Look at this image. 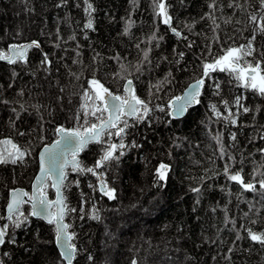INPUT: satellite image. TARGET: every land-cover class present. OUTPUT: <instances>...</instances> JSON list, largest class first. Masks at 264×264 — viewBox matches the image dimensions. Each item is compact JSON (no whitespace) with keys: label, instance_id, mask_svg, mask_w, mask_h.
I'll return each mask as SVG.
<instances>
[{"label":"snow or ice","instance_id":"obj_1","mask_svg":"<svg viewBox=\"0 0 264 264\" xmlns=\"http://www.w3.org/2000/svg\"><path fill=\"white\" fill-rule=\"evenodd\" d=\"M133 10L138 6V0H129ZM68 0H56L54 7L61 8L66 6ZM183 7L185 0H179ZM83 10L87 19L83 23V30L97 31L94 25L93 13L96 12L92 0H83ZM79 6V4L77 5ZM171 4L166 0H152L151 8L154 18L167 25L171 33L178 39L187 40L182 32L172 26L173 16L169 9ZM232 9V14L225 17L224 8ZM208 11L203 12L198 19L207 18L211 21L213 42L220 44L218 54L207 58L208 54L201 53L198 56L199 63L192 68V75L189 77V83L180 91L179 94L171 92V89L165 91L166 86L175 82V72H188L189 66L185 62V52L172 49V59L168 55L158 54L155 64L153 63V49H159L164 36L159 34L158 29H154L143 37H133L130 29L133 26L131 11L127 17H121L123 20L122 31L119 36L128 37L131 47L136 49V59L128 60L127 55L121 53L115 48H108V55L102 51L92 48L90 64H85L81 59L79 51L81 45L77 41L74 49L76 56L73 58V65H77L76 70H72L67 64V75L70 78L69 84L79 82L82 77L86 86L80 87V103L76 111L72 113V119L75 123L72 126H66L65 123L56 121V106L51 101L45 103L40 97L45 95L44 85L41 81H49V87H55L57 94L55 101L63 108L64 94L68 85L61 84L57 77L55 84L50 82L53 74L52 60L50 53L41 49L39 41L33 39L23 43H9L7 48L0 47V61L5 62L11 67V74L7 83H0V105L8 106L9 116L8 125L12 129L14 136L23 140V143L14 139L13 136L0 138V165L26 166L30 159L38 162V171L31 181V191H26L20 187H11L8 189L6 214L0 216V264H98L97 257L86 243H80L79 233L75 230V219L81 221L88 220L96 222H108L105 224V239L101 241L104 247L114 246L111 242L118 240L125 232H131L133 228H139L143 217L150 215L159 208L160 203L165 199L166 191L169 190V175L171 165L161 160L151 169V181L147 186H140L139 196L133 195L127 204L122 202V197L118 195V189L115 186V180L119 179V172H125L122 165H126V175L133 188H137L136 165L143 164L145 172H148L151 158L154 152L151 150L156 144H166L169 157L172 156V149L179 148L186 136H181L175 131L174 121L189 113L190 109L202 103L203 89L207 81L211 80L212 94L221 95V83L213 75L216 72L227 73L229 83L235 84L245 90H251L254 94L264 97V0H228L227 5L223 0H207ZM35 6L28 8L25 5L24 11L35 14ZM246 14L248 24L252 25L249 36L244 38V42L236 43L234 37L231 44L221 42L217 34L220 25L217 23V12L221 15L219 19L225 23L233 21L236 12ZM197 23V18L193 17L190 21H185V27L195 34L193 26ZM236 24H240L239 18L235 19ZM239 31V30H237ZM7 34V29H5ZM84 37L88 38V32H83ZM21 35V28L17 26L16 36ZM235 35V34H234ZM261 37L259 50H257V36ZM75 34H70L66 40L60 34L59 26L56 27V42L54 47H59L63 40H75ZM194 42L189 41L185 47L191 49ZM104 48L105 45L101 44ZM211 52V44L206 45ZM37 49L38 59L35 64L29 60V50ZM105 58L112 60L117 64V70L111 75L114 79L122 81L121 90L112 91L97 76V72L104 64ZM161 63L168 65L164 74L155 80L149 82L148 99L137 95L134 87V78H138L145 71L150 74L154 68H159ZM198 69V71L196 70ZM21 71H26L34 83L30 82L23 87H16V80ZM57 73L59 69L56 70ZM90 75L85 76V73ZM13 90L15 96L9 98L3 95V92ZM69 92V103L71 95ZM167 99L164 100V97ZM26 97V98H25ZM153 99L157 102L153 104ZM246 99L243 95H236L231 102L228 99L221 98L218 102L208 101V123L205 127L211 133V123L224 122L231 128H239L243 125L239 120L241 111L249 114L251 126L257 125V115L264 111L260 105L249 106L243 101ZM218 105H223V110ZM36 116L34 125L24 127L26 116ZM47 117V119H46ZM91 118V119H90ZM54 127H50L52 124ZM204 123V121H201ZM154 124L160 126L169 133L167 140L161 135L160 139L154 141L148 136V132L156 131ZM143 126V130L141 129ZM264 128V125L260 126ZM49 130L54 139L49 138ZM139 137V139H138ZM218 147V159L223 160L222 169L217 170L215 162L212 161V167L204 168L203 174L198 177L187 176L186 179L192 180L195 186L189 185V191L196 194L195 205L200 203V197L203 194L206 181H212L223 175L226 182H234L243 191L251 192L255 196L259 194L264 199V147L256 149L261 154V162L257 164L253 158L254 167L251 170L250 178L245 179L243 175V165L245 155L243 149H239V161L237 153L232 151L237 146V132L229 131V144H225L222 139V132L217 130L212 137ZM254 139L264 140V135H258ZM95 144L98 151L92 164H86L81 158V153L89 150V146ZM146 145L151 148L146 149ZM135 150L136 159L132 157ZM35 153V156L33 155ZM248 156H252L249 152ZM126 158V159H125ZM239 163L240 167H235ZM112 172L111 181L106 178L109 172ZM70 173L76 174V178L69 179ZM91 174L96 177L95 185L89 183L88 187L93 192L98 191L109 202L115 205L109 208L113 215L111 218L102 215L104 209L97 206V203L91 202L86 210L85 205L94 201V197L85 199L81 192L79 206L70 205L67 193L73 185L79 189L81 181L79 177ZM14 177L12 178L14 182ZM214 185L208 183L207 187L211 189ZM221 191L225 190L226 185H216ZM55 190V199H49L48 189ZM228 194L231 195L230 189ZM179 198V196H178ZM238 198L239 194H238ZM121 200V203H116ZM30 205V210H24L23 205ZM255 208V203H249V211ZM264 208V204H261ZM215 208L212 209L215 212ZM79 213L78 216L74 215ZM196 212V207L192 208ZM260 209H256L259 214ZM245 216L248 213L244 214ZM46 222L52 226V236L45 239L41 235V230L36 229L32 232L31 239L19 241L16 239L18 229L28 230L32 223L31 218ZM231 222L235 229L236 221L229 217L227 205L224 206V225ZM253 220L250 223L254 224ZM168 225H165L167 228ZM241 228L247 233V238L254 244H259L264 248V228L255 230L252 227ZM178 232L183 229L178 226ZM220 229H217L216 235L219 237ZM186 235V234H185ZM201 243L215 244L216 240L203 234ZM243 237L240 231H236V239ZM91 239V237H89ZM182 237L175 238L173 247L170 248L168 242H165V255L161 258V264H176L169 252L180 251ZM223 243V241H221ZM11 245L9 250H3L5 246ZM149 247L151 245L149 244ZM197 248L200 245H196ZM235 241L227 248L225 253H221L222 259L233 264V252L236 249ZM148 250L145 249V252ZM194 259L191 255H185L184 264H191ZM213 264L217 260L216 255L211 256ZM103 264H114L107 260ZM131 264H139L137 257L131 259Z\"/></svg>","mask_w":264,"mask_h":264},{"label":"trees","instance_id":"obj_2","mask_svg":"<svg viewBox=\"0 0 264 264\" xmlns=\"http://www.w3.org/2000/svg\"><path fill=\"white\" fill-rule=\"evenodd\" d=\"M55 2L56 0H0V47L6 49L9 43H23L35 39L39 41L43 51L50 53L53 70L50 82L54 85L58 77L61 84L68 85V88L64 94L62 109L55 101L57 89L54 86L50 88L49 81H41L44 85L45 95L40 97V99L45 103L51 101L55 104L57 109L55 122L65 123L66 126H72L75 123L72 119V113L76 111L80 103L79 92L81 85L86 86L83 77L74 85L69 84L70 78L67 75V69L64 67L67 64L72 70L77 68V65L72 63L73 58L76 56L74 51L76 42L78 41L81 45L79 51L85 64H90L91 62L92 48L104 52L107 57L108 48L112 47L127 55L128 60L136 59V49L130 46L129 38L118 35L122 31L123 20L121 17H127L130 11L134 21L130 29L133 37H143L154 29H158L159 34L164 36L161 47L153 49L154 64L158 54L161 53L168 55L169 59H172L173 47L177 51L182 50L185 52V62H187L190 70L188 72H175V82L166 86L165 91L171 89V92L179 94L190 82L189 77L192 75V68L199 63L198 56L203 52L208 54L207 58H211V56L218 54L220 51V44L213 42L212 39L211 21L207 18L198 19L199 16L203 15V12L208 11L207 0H185L183 7L180 6L179 0H166L167 3L172 5L169 9L173 16L172 26L177 27L184 36H187V40L178 39L171 33L167 25L163 24L159 18H154L151 8L152 0H138V6L135 10H133L129 0H92L96 7V12L93 13V16L97 31L83 30V23L87 19L83 10V0H68L67 5L61 8L54 7ZM227 2L228 0H223L225 5H227ZM26 4L28 8L35 6V14L24 11ZM78 4L79 6H77ZM223 14L225 17L231 15L232 9L225 7ZM216 15L218 17L217 23L220 25L217 34L221 42L231 44L232 39H228V37H234L236 43H242L244 38L249 36L252 25L247 23L246 14H242L239 11L236 12L233 21L229 23L219 19L220 12H217ZM193 17L197 18V23L193 26L195 34L185 27V21H190ZM236 18L240 19V24L235 23ZM17 26L21 28L19 37L16 36ZM57 26H59L60 34L64 40L73 33L76 39L68 40L67 43L62 40L59 47H54ZM5 29H7V34H5ZM84 31L88 32L87 39L84 37ZM189 41L194 42V46L191 49L185 47ZM89 43H91L92 48L89 47ZM256 43L257 50H259V44L261 43L259 35ZM101 44L105 45V47L102 48ZM208 44H211L210 53L206 47ZM38 51L35 48L29 51V60L33 65L39 58ZM11 67L0 61V83H7L11 74ZM117 67L115 62L105 58L103 66L97 72L98 78L112 91H122L120 87L122 81L114 79L111 75L112 72L117 70ZM167 67L166 63H161L160 67L154 68L151 74L145 71L138 78H134L137 95L148 99L149 82L152 81L154 83L156 79L164 74ZM57 69H59L58 73ZM196 70L198 71V69ZM87 75H90V73L86 72L85 76ZM213 75L221 83V95L214 96L210 87L212 81H207L201 97L202 103L194 109H190L184 119L174 121L175 131L181 136H186L187 140L179 148L172 149L171 157L167 155L166 144L157 143L156 147L151 149L154 152V156L151 158L148 172H145L143 164L136 165L137 188H133L129 182L126 175V165H122L125 168V172L118 173L120 178L115 180V186L124 204H127L134 194L136 196L140 195L138 188L147 186L150 183L151 169L161 160L171 165L169 190L166 191L165 199L160 203L159 208L150 214L152 218L150 219L151 225L142 230L134 228L131 232H127L126 235L122 236L123 241L114 245L116 257L114 259L108 258V261L114 262V264H131V259L135 256L138 258L139 264H161V258L165 255V242H168L169 247L172 248L175 238L181 236L180 251L178 253L169 252L176 264H184L186 254L194 258L191 260V264H213L212 255L217 256L215 264H228V261L222 259L221 253H225L233 241H235L237 246L232 254L233 264H264V248L251 242L247 238V233L241 228V225H244L245 228L252 227L255 230L264 228V208H261V204H264V199L259 194L254 196L251 192L241 190L234 182H226L223 175L214 178L212 181L205 182L204 191L198 205L194 203L196 194L189 191V185L195 186V183L186 179L187 176H200L203 174L204 168L212 167V161L215 162L217 170L223 167L224 161L218 159V147L212 138L217 130L222 132V139L226 145L230 143L228 132L230 130L237 132V146L232 151L237 153V161H239L238 150L243 149L244 151L246 159L243 165V175L245 179L250 178L251 170L254 167L253 158L257 164L261 162V154L256 149L264 147V140L254 138L258 135H264V128L260 127L264 125V111L257 115L255 128L248 126L251 124L250 115L242 111L239 116L242 127L231 128L226 126L223 121L219 123L213 121L210 125L212 130L210 133L205 124L208 123L207 117L210 115L208 112L209 100L218 102L219 99L225 98L231 102L234 96L243 95L246 97L243 103L253 107L260 105L264 109V97L254 94L251 90L238 87L235 82L229 83L230 78L227 73L216 72ZM30 82L34 83L28 73L21 71L19 78L16 80V87H23ZM69 92L75 93L71 95V103H69ZM3 95L12 98L15 96V92L8 90L3 92ZM166 99L167 96L164 97V100ZM152 102L155 104L157 101L153 99ZM218 106L223 110V105ZM9 114L8 106L0 105V138L11 135L14 139L23 143V140L14 136L12 129L8 125ZM201 121H204V123H201ZM35 122V114L31 117L26 116L24 127L34 125ZM54 126L55 124L53 123L50 127ZM154 127H156V131H149V138L157 141L163 135L164 139L167 140L169 133L155 124ZM141 129L143 130V126H141ZM48 135L50 139L55 138L50 130ZM149 148L151 146L146 145V149H141L140 151H145ZM97 151L98 146L91 144L89 150L81 154V158L86 164H92ZM249 152L252 153V156H248ZM33 155L35 156V153ZM132 157L134 160L136 159L135 150L132 153ZM235 167H240V164L237 163ZM13 168L14 166L12 165H0V216L5 215L8 189L11 187H23L29 190L31 181L38 169L37 161L32 159L26 166H15L14 171ZM13 177L15 178L14 182L12 180ZM111 177L112 172L110 171L106 178L111 181ZM73 178H76V174L70 173L69 179ZM79 179L81 181L80 188L77 189L73 185L67 193L70 205L78 208L81 192H83L85 199L94 197V201H90L89 204L85 205L86 210L90 207L91 202H95L98 207L104 209L102 215L111 218L113 214L108 209L115 206L113 202L107 201L98 191L93 192L88 187L90 182L95 185L96 177L88 174L79 177ZM208 183H212L214 186L209 189L207 187ZM216 185H226L225 190L221 191ZM228 189H230L231 195L228 194ZM238 194L240 198H238ZM48 196L49 199L54 198V191L51 188L48 189ZM250 202L255 203V208L251 212L249 211ZM116 203H121V200H117ZM225 205H227L229 217L234 218L236 221L235 229L232 227L231 222L227 226L224 225ZM24 206L23 208L26 212L30 210L28 204ZM194 206L196 207L195 213L192 212ZM213 208L216 209L215 212L212 211ZM256 209H260L259 214L256 213ZM245 213H248V215L245 216ZM78 214L77 212L74 215L78 216ZM31 220L32 223L28 230H17V240L31 239L32 232L36 229L41 230V235L45 239L51 238L53 234L52 226L47 225L42 220L35 218H31ZM253 220L256 222L254 224L250 223ZM107 222V220L104 222L91 221L87 217L83 221L74 220L75 230L79 233L80 243L88 245L97 257L98 264H103V261H105L104 253L106 249L101 241L105 239L102 234L104 225ZM0 223H3V221H0ZM165 225H168V227L165 228ZM178 226L183 229V232L177 231ZM217 229L221 230L219 237L216 235ZM237 230L240 231V235L243 237L240 240L236 239ZM202 233L215 239L216 243H201L203 240ZM149 244L151 247H149ZM196 245H200V247L197 248ZM11 247V245H7L3 250H9ZM145 249L148 251L145 252ZM0 258L3 257L0 256Z\"/></svg>","mask_w":264,"mask_h":264},{"label":"rangeland","instance_id":"obj_3","mask_svg":"<svg viewBox=\"0 0 264 264\" xmlns=\"http://www.w3.org/2000/svg\"><path fill=\"white\" fill-rule=\"evenodd\" d=\"M37 167H38V162H37ZM38 170V169H37ZM34 179V178H33ZM24 206V205H23ZM25 207V206H24ZM150 219H152L151 217H150V215H147V216H144L143 217V221H142V223H140V225H139V228H140V230H142V229H144V228H148L151 224V222H150ZM149 220V221H148ZM105 226V225H104ZM105 228V227H104ZM134 229V228H133ZM127 234V232H125V234L124 235H126ZM103 237L105 238V235H104V232H103ZM123 235V236H124ZM122 237V236H121ZM119 238L118 240H116V239H114L112 242H111V244L112 245H115V244H119V243H121L122 241H123V239L122 238ZM104 247V246H103ZM105 249H106V251H105V253H104V256H105V260H109L108 258H110V259H114L116 256H115V248H114V246H109V247H104ZM104 249V250H105ZM113 261V260H112ZM110 262V261H109Z\"/></svg>","mask_w":264,"mask_h":264},{"label":"water","instance_id":"obj_4","mask_svg":"<svg viewBox=\"0 0 264 264\" xmlns=\"http://www.w3.org/2000/svg\"><path fill=\"white\" fill-rule=\"evenodd\" d=\"M31 50V49H30ZM29 50V51H30ZM3 62V61H2ZM3 63H5V62H3ZM6 64V63H5ZM135 87V86H134ZM196 107V106H195ZM188 115V113H186L185 114V116L184 117H182V118H180V119H178V120H181V119H184L186 116ZM82 154V153H81ZM38 171V170H37ZM20 188H23V187H20ZM23 189H25V188H23ZM26 191H27V189H25ZM54 190V189H53ZM30 191H31V188H30ZM54 192H55V190H54ZM55 199V198H54ZM5 214H6V207H5ZM35 218V217H34ZM36 219V218H35ZM44 222V221H43ZM44 223H46V222H44Z\"/></svg>","mask_w":264,"mask_h":264},{"label":"flooded vegetation","instance_id":"obj_5","mask_svg":"<svg viewBox=\"0 0 264 264\" xmlns=\"http://www.w3.org/2000/svg\"><path fill=\"white\" fill-rule=\"evenodd\" d=\"M29 207H30V205H29Z\"/></svg>","mask_w":264,"mask_h":264}]
</instances>
